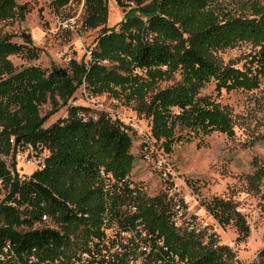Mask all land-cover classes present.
<instances>
[{
	"label": "trees",
	"instance_id": "16d2710c",
	"mask_svg": "<svg viewBox=\"0 0 264 264\" xmlns=\"http://www.w3.org/2000/svg\"><path fill=\"white\" fill-rule=\"evenodd\" d=\"M53 1L61 9L75 0ZM108 1L83 0V27L102 31L90 61L72 63L71 77L38 66L18 69L9 57L34 60L37 49L0 35V180L7 189L0 200V264H244L194 223L178 225L177 203L166 194L148 197L131 183L133 137L123 121L70 105L66 117L44 124L84 81H107L144 102L152 135L167 152L187 135H233L231 116L202 90L211 81L218 91L260 86L264 0H235L237 8L225 0H116L124 11L119 28L106 25ZM25 10L17 0H0V20ZM242 41L257 48L249 64H224L217 51ZM176 73L181 80L150 93ZM49 101L53 110L43 116ZM25 143L45 153L44 166L21 176L4 158ZM248 179L264 196V165ZM203 206L220 225H234L239 239L250 235L233 200L216 196ZM44 214L56 226L42 225ZM138 249L146 253L140 261ZM250 264H264V248Z\"/></svg>",
	"mask_w": 264,
	"mask_h": 264
},
{
	"label": "rangeland",
	"instance_id": "374dc122",
	"mask_svg": "<svg viewBox=\"0 0 264 264\" xmlns=\"http://www.w3.org/2000/svg\"><path fill=\"white\" fill-rule=\"evenodd\" d=\"M225 1L231 8L238 7L235 0ZM17 4L26 8L25 13L13 19L0 20V35L36 48L39 57L32 60L25 54H13L9 59L15 67L38 66L48 73L59 70L65 73L63 77H71L73 62L90 61L91 51L102 30L101 27H83V0L70 2L61 9H57L53 0H17ZM108 6L106 25L119 28L124 11L116 0H109ZM255 51L257 48L252 43L242 41L217 51V56L224 64L244 68ZM181 78V74L176 73L168 80L160 79L150 93ZM215 86L216 82L211 81L202 90V95L212 96L228 112L233 121L234 134L213 131L188 136V130L179 128L178 134L187 136L174 144L171 152L165 151L162 142L152 135V118L146 114L144 102L128 95L123 87L113 82L101 81L98 85H89L84 81L66 104L61 102L44 127L66 117L70 105L85 106L95 117L107 113L113 119L123 121L133 137L135 163L130 175L131 183L141 188L148 197L166 194L177 203L178 225L184 227L194 223L207 235H214L220 245L229 246L244 264H250L264 248V196L262 191L251 189L248 179L258 166L264 165V76L256 89L218 91ZM40 110L43 116L51 112V102L43 104ZM15 154L16 151L12 157L4 159L11 168L16 163L21 176L31 175L34 167L16 160ZM6 193L7 189L0 181V200ZM216 196L237 203L250 225V235L246 239H239L234 225L222 226L207 212L203 202ZM42 225L56 226L50 220ZM145 254L138 249V260ZM6 264L17 263L8 259Z\"/></svg>",
	"mask_w": 264,
	"mask_h": 264
},
{
	"label": "built area",
	"instance_id": "2783aa9c",
	"mask_svg": "<svg viewBox=\"0 0 264 264\" xmlns=\"http://www.w3.org/2000/svg\"><path fill=\"white\" fill-rule=\"evenodd\" d=\"M44 157H45V153L35 150L33 145L30 143L19 145L16 149V154H15L16 160L23 161L24 163L34 167V171L44 166V162H43ZM48 220H49L48 215L44 214L43 221L47 222ZM143 249L145 250L146 248Z\"/></svg>",
	"mask_w": 264,
	"mask_h": 264
},
{
	"label": "water",
	"instance_id": "95a60500",
	"mask_svg": "<svg viewBox=\"0 0 264 264\" xmlns=\"http://www.w3.org/2000/svg\"><path fill=\"white\" fill-rule=\"evenodd\" d=\"M28 37L30 38V36H28ZM55 73L58 74V75L66 76L64 72L59 71V70L55 71Z\"/></svg>",
	"mask_w": 264,
	"mask_h": 264
}]
</instances>
